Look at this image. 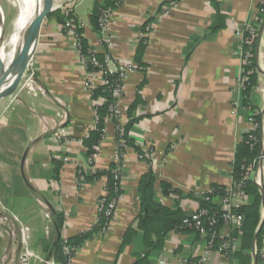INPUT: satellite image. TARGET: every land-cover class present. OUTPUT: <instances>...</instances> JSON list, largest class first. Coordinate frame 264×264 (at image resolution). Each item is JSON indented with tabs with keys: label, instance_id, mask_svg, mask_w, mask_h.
Wrapping results in <instances>:
<instances>
[{
	"label": "crops",
	"instance_id": "0c3cea01",
	"mask_svg": "<svg viewBox=\"0 0 264 264\" xmlns=\"http://www.w3.org/2000/svg\"><path fill=\"white\" fill-rule=\"evenodd\" d=\"M70 1L52 0L55 5ZM75 1L74 15L83 25L86 40L103 53L91 22L95 0ZM174 1L124 0L111 18L110 34L116 44L110 68L113 73L121 65L143 68L125 81L122 107L128 122L129 109L137 100L141 102L130 136L141 150H154L158 160L153 169L155 192L160 202L190 216L201 208L200 198L212 186L229 189L234 183L236 147L251 129L247 113L237 106V82L243 69L237 31L258 19L259 0H180L170 8ZM164 5L162 13L168 10V14L159 20ZM50 15L42 23L34 48L36 83L43 92L33 93L22 84L0 99V219L8 215L9 222L25 229L27 238L35 232L27 243L30 253L53 260L58 244L56 214L63 215L66 240L97 224L106 181L80 184L78 175L107 170L115 162L118 138L116 125L107 120L96 154L91 155L85 146L84 140L97 128V106L103 103L93 99L85 65L57 18ZM152 19L156 26L139 63L142 29ZM220 19L222 27L213 33ZM259 65L262 73L257 83L263 88L264 40ZM259 100L262 111L264 101L260 96ZM62 131L68 137H61ZM175 143L180 145L172 152L169 148ZM123 162V195L115 223L82 247L71 264H135L137 256L145 254L143 247L132 244L119 252L125 233L137 227L141 179L152 167L140 161L133 149ZM162 183L184 195L166 196ZM249 202L247 198L245 205ZM263 221L264 206L258 229ZM242 227L222 230L229 240H236L230 257L216 252L206 256V238L194 231L171 230L152 263L166 258L167 264H193L205 257L206 264H258L255 253L264 250V226L261 248L256 243L255 252L254 242L243 250ZM2 229L0 223V239ZM241 254L246 259L241 260Z\"/></svg>",
	"mask_w": 264,
	"mask_h": 264
},
{
	"label": "trees",
	"instance_id": "16d2710c",
	"mask_svg": "<svg viewBox=\"0 0 264 264\" xmlns=\"http://www.w3.org/2000/svg\"><path fill=\"white\" fill-rule=\"evenodd\" d=\"M123 1L124 0H106L104 2H100L99 0H95L91 15V22L95 33L99 34L101 31L100 18L102 12L109 10L114 13V11L122 5ZM163 7H165V5L160 9L161 13ZM50 16L56 17L57 21L61 25L66 24L67 19L62 11H55ZM261 18L262 16L259 14L258 19L255 21L253 26L259 28L261 25ZM72 19L75 21V28L81 39V52L85 58L88 71L96 72L98 68H96L91 62L92 58L95 56L100 63H103L105 55L103 53L97 52L89 45L84 36V29L82 27L83 25L79 22L74 14ZM154 21V19L149 20L143 26L142 33L145 34V36L140 39L137 49V61L139 63H141V59L148 47L151 34L147 33V24H151ZM221 21L223 20L220 19L219 23L212 28L213 33L222 27ZM245 70L246 73H249L253 70V73L249 76L250 85L244 91L241 98L242 110L247 113L249 122L250 120H253L254 124H259V128L254 132L246 134L243 138L242 143H240L236 147L235 158L232 167V178L234 183H238L244 178V175H246L244 174L245 171H243L242 169L243 167L249 169L250 167H253L254 165L256 166L258 164L262 151L260 145V140L262 138L260 126L262 123L263 115L261 111L262 102L261 100H259V96L255 92V89L258 87L257 78L259 75L256 64V56L253 60V63L249 66H246ZM107 78L110 80V85L99 87L92 93V97L96 101L100 98L105 99V102L102 105L97 106V115L99 117V121L97 123L96 130L92 132L86 140H84L85 146L89 149V153L93 156L96 154V148L104 139L105 124L111 114V106L115 104V101L112 97V90L116 86V82L119 78V72L109 73ZM140 105V100H137L129 109L128 117L130 120L125 126L124 137L129 147L134 149L138 153H142V150L135 145L134 140L130 136V133L135 123H137L138 121V119H134V117ZM113 122L117 127L118 122L115 120ZM251 136L257 138L259 143H257L256 145L251 143ZM124 179L125 170L116 162L112 163L107 170H97L94 174H86L85 172L81 171L78 175V181L80 184L93 183L100 180L106 181V192L108 193V195L105 198V209L107 208V205L113 200H118L120 199V197H122V182L124 181ZM155 184L156 180L154 176V170L152 168L149 173L144 175L141 179L139 192L141 194L142 210L138 218L137 227H131L125 233L121 250L119 252V255L122 254V249L127 244H132L134 246L139 245L143 247V249H145V254L138 255L135 264H153L152 259L154 258L156 252L159 253L161 249V243L165 239L169 231H178V228L183 220L189 217L185 216L181 210H173L164 206L156 195ZM211 189L214 191V194H208L207 192L206 194L201 196V208H213L214 210H216L217 203H215V200H219V198L225 196L226 188L215 185L212 186ZM162 190L166 196H169L170 194H178L182 197L184 195L182 192H180V190L175 189L168 183H162ZM262 190H264V187L261 189L253 180L247 181L246 194L248 199H250V202L248 205L243 206L239 210V213L244 216V225L242 227V230H240L242 232L243 250H247L253 247V239L261 221V208L263 206V197L261 192ZM207 197H210V199L213 200L215 204L207 202ZM105 209L100 214V216H98L97 224L90 231L84 232L81 235L68 240L63 238V231L65 228L63 215H55V226L57 227L58 231V244L55 249L54 260L58 264H68L82 247L105 232L106 225L109 221V218H107V216L105 215ZM222 227L224 226L221 224L220 228ZM262 232L263 230L261 231V234ZM261 234L259 236V239L257 240V246L259 248L258 250H260L261 248ZM132 240L135 241V244ZM66 247L69 249L68 254L66 252ZM244 259H246V255L244 256V254H241V260ZM257 261L258 264H263V261L260 257V252L257 255Z\"/></svg>",
	"mask_w": 264,
	"mask_h": 264
},
{
	"label": "built area",
	"instance_id": "2783aa9c",
	"mask_svg": "<svg viewBox=\"0 0 264 264\" xmlns=\"http://www.w3.org/2000/svg\"><path fill=\"white\" fill-rule=\"evenodd\" d=\"M124 2V1H123ZM179 4V1H174L170 5V8H175ZM76 7V1H70L59 5H54V11H62L66 17V24L61 25L63 34L69 38L74 44L75 49L77 50L79 57L82 63L85 65L87 70V88L89 92L92 94L94 90L99 87H105L110 85V80L107 78L109 73H113L111 70L112 64V56L111 50L114 48L116 44V40L110 34V23L113 12L107 10L103 11L100 18V28L101 31L98 34L99 36V44L103 49V54L105 55L104 62L100 63L98 59L94 56L91 60L93 65L98 68L96 72L88 71L86 66L85 58L81 52V39L79 34L75 28V21L72 19L74 14V9ZM258 15L262 16L261 25L259 28L253 26V24H249L245 28L239 29L237 31V36L241 39V59H242V74L237 82V92L239 95V102L237 106L240 108L242 106L241 98L244 91L250 85L249 76L253 73V70L249 73H246L245 67L249 66L253 63V60L256 56L257 45L258 42L264 40V0H259L258 2ZM168 14V10L161 13L158 16V19H163ZM157 19V20H158ZM156 23L153 22L151 24H147V33H151L155 28ZM83 27V26H82ZM145 34H142L141 38H143ZM140 38V39H141ZM140 41V40H139ZM256 45V49H255ZM30 70H28V77L23 85L24 88L29 89L31 92H43V89L37 85L36 83V74L34 71V55L32 61L29 65ZM143 68L137 65H121L117 72H119V78L116 82V86L112 90V97L115 101V104L111 106V114L108 117V120L112 122L115 120L118 122L117 126V138H118V150L117 155L115 157V162L118 163L122 168H124V159L127 153L132 150L129 147L125 137V126L128 123L126 119L125 110L122 107V102L125 96V81L130 76V74L136 72V70H142ZM255 92L261 99L264 101V96L262 97L260 94L264 93V89L257 87ZM100 102L104 103L105 99L100 98ZM262 123L260 126V130L262 131V138L260 140V145L262 148L259 162L258 164L249 169L243 167V171H245L244 178L240 180L238 183H233V186L229 189L226 188V194L224 197L219 198V202L216 204L217 209L213 208H199L194 211L188 218L183 220L181 225L178 228L179 232L186 231H194L200 236L206 238V256L211 254L212 252L219 253L225 257H230L233 253V247L235 246V242L229 240V238L223 234L222 230L227 227L235 226L237 228L242 227V223L244 221V216L239 213V210L245 206L247 200L246 194V185L247 181L253 180L261 189L264 187V114L262 110ZM99 121V117L97 115V123ZM251 129L250 132H254L259 128V124H254L253 120H250ZM61 137H68V134L65 131H62L60 134ZM251 143L256 145L259 143L257 138L251 136ZM179 143H175L170 146V151H176L179 148ZM134 150V149H133ZM136 155L140 161H147L151 164L153 169L157 166V157L154 154L153 148H149L146 150H142V153L136 152ZM68 161V160H67ZM208 194H214V191L211 189ZM108 193L99 201V216L105 209L106 205V197ZM121 199V197H120ZM113 200L111 203L107 205L105 209V215L109 218V221L106 225L105 234L108 230H110L115 223L116 220V212L119 200ZM206 201L215 204L210 197L206 198ZM1 223V219H0ZM224 227L220 228V225ZM23 236L27 238V234L25 229L22 228ZM67 254L69 253V249L66 247ZM257 256V254H256ZM260 257L264 264V250L260 252ZM207 259L203 257L198 262L193 264H206ZM72 263V259L68 264ZM156 264H167L166 258H160Z\"/></svg>",
	"mask_w": 264,
	"mask_h": 264
},
{
	"label": "rangeland",
	"instance_id": "374dc122",
	"mask_svg": "<svg viewBox=\"0 0 264 264\" xmlns=\"http://www.w3.org/2000/svg\"><path fill=\"white\" fill-rule=\"evenodd\" d=\"M21 10V6L16 0H0L2 37L3 42L7 47V52L11 51L12 46L19 35V30L23 25L24 15ZM32 58H30L29 65L32 61ZM28 70H30L29 66L18 88L25 83L28 77ZM260 95L263 97L264 93H261ZM249 132L250 130L248 133ZM1 219L4 237L0 239V264H58L54 259L48 260L38 255L31 254L32 252L28 249L27 243L30 242L29 240H31L32 237L35 238V232H29V237L26 239V237L23 236V227H21L19 224H16L15 222H9L8 215L2 217Z\"/></svg>",
	"mask_w": 264,
	"mask_h": 264
},
{
	"label": "bare ground",
	"instance_id": "6f19581e",
	"mask_svg": "<svg viewBox=\"0 0 264 264\" xmlns=\"http://www.w3.org/2000/svg\"><path fill=\"white\" fill-rule=\"evenodd\" d=\"M21 6L24 15L23 25L19 30V35L12 46L10 52L3 42L2 23L0 20V64L3 79L10 86L16 80L23 64L29 57L25 51L29 30L38 15L46 10L48 0H16ZM1 19V18H0ZM32 58V57H31Z\"/></svg>",
	"mask_w": 264,
	"mask_h": 264
},
{
	"label": "water",
	"instance_id": "95a60500",
	"mask_svg": "<svg viewBox=\"0 0 264 264\" xmlns=\"http://www.w3.org/2000/svg\"><path fill=\"white\" fill-rule=\"evenodd\" d=\"M54 5L52 0H48L46 10L38 15L34 22L32 23L30 30H29V35L26 43V48L25 51L27 55L29 56L26 60V62L23 64V67L21 68L16 80L11 84L10 86L7 84L6 80L3 79L2 71H1V64H0V99L4 97L5 95L12 93L17 90L21 80L23 79L24 75L26 74L27 68L29 66L30 58L34 55V48H35V43L40 31V28L42 26L43 21L52 13L54 12ZM261 41L258 42V47H257V52H256V64H257V69L259 73H262L261 67L259 65V48H260ZM264 114V110H263ZM262 135V131H261ZM262 192V197H263V206H264V190ZM244 225V221L242 223V226ZM264 226V221L261 223L258 231L256 232L254 236V252L256 249V243L257 240L260 236V233L263 229ZM256 255V253H255Z\"/></svg>",
	"mask_w": 264,
	"mask_h": 264
}]
</instances>
